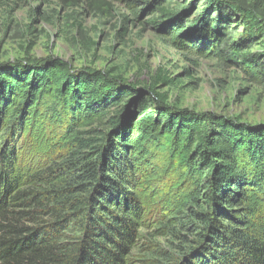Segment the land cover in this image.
<instances>
[{
	"label": "trees",
	"instance_id": "obj_1",
	"mask_svg": "<svg viewBox=\"0 0 264 264\" xmlns=\"http://www.w3.org/2000/svg\"><path fill=\"white\" fill-rule=\"evenodd\" d=\"M200 1L162 10L156 31L176 49L238 65L264 92V64L230 29L235 14L241 41L264 40V0ZM154 86L145 94L58 59L0 63V264H131L147 226L138 186L165 172L162 143L198 209L176 225L192 235L177 264H264V124L172 108ZM47 139L61 159L27 160Z\"/></svg>",
	"mask_w": 264,
	"mask_h": 264
},
{
	"label": "rangeland",
	"instance_id": "obj_2",
	"mask_svg": "<svg viewBox=\"0 0 264 264\" xmlns=\"http://www.w3.org/2000/svg\"><path fill=\"white\" fill-rule=\"evenodd\" d=\"M141 1L0 0V63L58 59L74 70H97L121 78L146 89L145 94L155 85L154 92L166 95L175 109L264 124L263 89L250 83L238 65L227 68L218 60L176 49L156 31V25L162 23V10L183 12L191 0H165L161 6L151 3L156 0ZM202 7L201 0L198 8ZM242 23L231 14L232 43L241 46L242 54L264 64V40L241 41ZM156 77L168 84H154ZM35 121V129H43L41 120ZM47 141L40 150L27 149L26 159L59 161L61 154ZM157 153L156 161L165 172L158 181L138 186L147 226L139 230L131 264H177L188 247L185 240L192 236L176 226L185 215L198 210L188 201L191 185L180 178L178 159L169 162L167 146L162 143ZM187 226L193 229L191 224Z\"/></svg>",
	"mask_w": 264,
	"mask_h": 264
}]
</instances>
